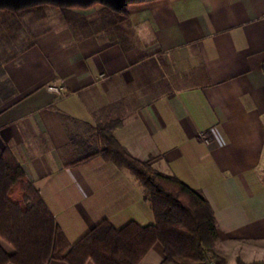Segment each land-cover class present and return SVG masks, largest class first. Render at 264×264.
Instances as JSON below:
<instances>
[{"label":"crops","instance_id":"1","mask_svg":"<svg viewBox=\"0 0 264 264\" xmlns=\"http://www.w3.org/2000/svg\"><path fill=\"white\" fill-rule=\"evenodd\" d=\"M96 5L28 12L16 44L0 47V151L68 242L101 218L153 221L127 168L99 156L71 163L101 146L97 126L112 120L130 154L206 197L214 249L264 238V0L129 2L126 18L102 27ZM162 254L154 241L136 264Z\"/></svg>","mask_w":264,"mask_h":264},{"label":"trees","instance_id":"2","mask_svg":"<svg viewBox=\"0 0 264 264\" xmlns=\"http://www.w3.org/2000/svg\"><path fill=\"white\" fill-rule=\"evenodd\" d=\"M142 0H0V47L14 32L29 23L27 15L44 6L68 15L71 7L97 4L95 25H114L127 17L126 3ZM43 13V10L42 12ZM37 14V13H36ZM0 57V74L2 73ZM264 71V60L261 61ZM115 121L98 124L99 148L83 153L71 163L99 156L127 168L142 186L143 198L153 221L128 220L115 227L101 218L72 242H68L51 212L7 148L0 151V264H47L50 258L67 264H136L154 241L162 247L159 264H228L214 250L216 222L209 201L197 189L174 174L153 168L119 142ZM4 244L9 246L5 247ZM258 262V261H255ZM230 264H243L239 256Z\"/></svg>","mask_w":264,"mask_h":264},{"label":"rangeland","instance_id":"3","mask_svg":"<svg viewBox=\"0 0 264 264\" xmlns=\"http://www.w3.org/2000/svg\"><path fill=\"white\" fill-rule=\"evenodd\" d=\"M97 6V5H96ZM45 7V6H44ZM43 12L45 8H42ZM42 10H36L35 12L39 14ZM47 10V9H46ZM48 9V16L52 14V11ZM35 13V14H36ZM55 14V12H54ZM35 18V16H34ZM46 24L43 22L42 25ZM51 25V19L48 18L47 25ZM9 39L7 42L4 43L5 47L13 46L18 41V36L14 38V40ZM52 85H59V84H52ZM64 90V89H63ZM225 247H221L219 250L214 249L218 254L222 255L225 261L230 264L234 262L235 257L239 256L243 261V264H264V238L256 239L253 242H248V244H244L242 247H237L235 245L230 246V244H224ZM258 261V262H255Z\"/></svg>","mask_w":264,"mask_h":264},{"label":"built area","instance_id":"4","mask_svg":"<svg viewBox=\"0 0 264 264\" xmlns=\"http://www.w3.org/2000/svg\"><path fill=\"white\" fill-rule=\"evenodd\" d=\"M46 88L50 91H53L55 92L56 94H63L64 93V90L62 88L61 85H52V84H48L46 86ZM197 136L202 139L203 141H207L209 139V132L207 130H200L198 133H197ZM205 264H212V261L211 260H208L207 258L205 259Z\"/></svg>","mask_w":264,"mask_h":264}]
</instances>
